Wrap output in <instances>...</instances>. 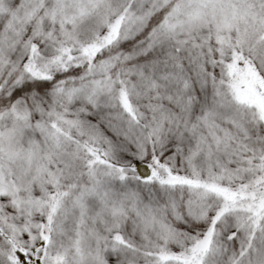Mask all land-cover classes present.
I'll return each instance as SVG.
<instances>
[{"label":"snow or ice","instance_id":"snow-or-ice-1","mask_svg":"<svg viewBox=\"0 0 264 264\" xmlns=\"http://www.w3.org/2000/svg\"><path fill=\"white\" fill-rule=\"evenodd\" d=\"M0 264H264V0H0Z\"/></svg>","mask_w":264,"mask_h":264}]
</instances>
